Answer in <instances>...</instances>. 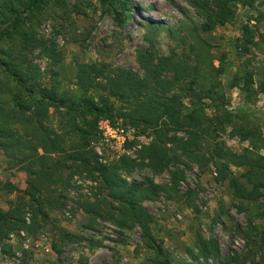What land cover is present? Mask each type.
Instances as JSON below:
<instances>
[{"label": "rangeland", "instance_id": "rangeland-1", "mask_svg": "<svg viewBox=\"0 0 264 264\" xmlns=\"http://www.w3.org/2000/svg\"><path fill=\"white\" fill-rule=\"evenodd\" d=\"M229 4L234 10V19L204 33L199 29L204 20L195 13L189 0H49L36 17L21 27L19 34L0 43V60L6 59L4 55L10 51L26 83L34 84L39 90L53 89L58 99L79 97L76 74L82 65L106 63L112 70L129 68L143 75L137 52L145 49L155 55H171L195 67L197 89L207 88L214 81L224 86L229 75L243 78L245 73H251L255 91L264 80V0H256L251 6L244 4V0H229ZM125 7L130 20L121 25ZM244 25L251 27L254 36L248 48L243 45ZM29 32L41 47L33 48L26 43ZM52 44L55 53L47 54ZM222 65L230 69L218 76L215 71ZM8 74L12 72L4 73L0 69V104L6 109L12 106V97L17 91L16 83ZM96 83L102 85L104 81L98 79ZM101 89L100 86L97 91H91L87 97L96 100V92L102 93ZM225 100L226 109L231 113L248 109L260 115L264 135V94L259 93L248 101L240 88L233 87L225 90ZM113 102L117 115L124 112L125 106L119 100L113 99ZM203 103L205 114L212 116L211 102ZM190 106L189 98H185L183 111ZM85 119L90 121V117H80L76 122L84 127ZM46 125L65 139L66 151L59 156H66L77 148V135L70 132L66 118L54 107L49 109ZM229 131L227 128L221 135L227 147L240 152L248 146L247 142L230 137ZM96 133L89 149L99 166H109L126 157L141 163L129 173H122L128 182L148 177L157 185L170 187L169 171L156 175L146 160L140 161V150L152 140L149 131L142 132L141 126L119 117L115 121L100 118ZM261 153L264 155V149ZM71 165L72 169L65 171L69 186L59 190L62 205L48 211L49 221L35 234L24 231L37 248L23 250L20 240L10 237L18 232L14 231L0 242L1 254L14 256L22 251L18 264H184L191 262L188 250L199 253L197 238L200 236L216 244L220 261L237 257L239 264H264V246L259 243V233L264 231V194L256 203L235 199L228 183L218 180L211 164L201 168L194 160L182 156L178 168L184 176L178 186L167 193L161 192L156 201L143 203L154 217L152 234L161 244L162 258L146 247L137 226L123 230L103 219H96L91 228L86 226L89 218L77 208V203L100 198L101 179L96 172L92 175L76 163ZM172 169L170 166L169 170ZM231 170L235 175L243 172L242 168ZM0 179L15 188L11 193L0 194L1 209L8 210L10 203L20 197L27 199L26 174L1 152ZM25 213L26 221L30 222L32 211L27 208ZM58 228L71 237L63 238ZM214 260L199 256L198 262L214 264Z\"/></svg>", "mask_w": 264, "mask_h": 264}, {"label": "trees", "instance_id": "trees-1", "mask_svg": "<svg viewBox=\"0 0 264 264\" xmlns=\"http://www.w3.org/2000/svg\"><path fill=\"white\" fill-rule=\"evenodd\" d=\"M48 1L0 0V43L10 41L19 34L21 27L36 17ZM255 1L244 0V4L251 6ZM189 4L204 20L199 27L201 32L208 33L214 27L234 19L229 0H189ZM126 11L127 7L122 12L125 16L120 19L121 25L130 20ZM242 32L243 45L248 48L253 44L252 29L244 25ZM25 39L33 48L41 47L34 34L27 33ZM51 53H55L54 44L47 51V54ZM11 56L12 53L7 51L4 55L6 59L0 60V69L4 73L12 72V75H8L16 83L17 89L9 109L0 104V152L26 174L27 199L18 198L15 203H10L8 210L0 208V242H4L14 231L35 234L49 221L48 211L62 205L59 190L68 188L65 171L71 170L73 163L89 170L92 175L98 173L101 179L99 190L102 196L77 203V208L89 218L86 226L91 228L96 219L110 221L123 230L137 226L146 247L161 258L163 249L152 234L154 217L143 203L156 201L161 192L167 193L178 186L184 176L183 170L178 168L182 156L194 160L201 168L209 164L214 166L218 180L228 183L235 199L256 203L263 197L264 155L261 152L264 149V135L259 124V120L263 119L248 109L238 113L228 111L225 90L238 87L250 101L257 94H264V80L255 91L252 89L251 73H245L241 79L229 75L224 86L214 81L207 88L197 89L195 67L171 55H155L145 49L137 52L143 75L129 68L112 70L106 63L82 65L76 74L79 97L58 99L53 89L39 90L34 84L28 85L18 73L20 65ZM229 69L222 65L215 72L219 76ZM98 79L104 84L96 83ZM100 86L102 93L96 92V100L87 97ZM185 98H189L191 104L186 112L183 111ZM113 99L125 106L122 108L124 112L117 115L118 109ZM205 100L211 102L209 107L214 110L210 117L205 114ZM52 107L63 114L70 132L76 134L79 141L77 148L66 156H59L66 151L65 139L50 131L46 125ZM80 117H90V121L85 119L86 125L80 127L76 122ZM119 117L124 122L141 126L142 132L151 133L149 145L139 152L140 161L143 163L146 160L156 175L169 171L170 187L157 185L148 177L128 182L122 173H129L141 163L126 157L109 166L98 165L89 149L90 142L97 137L96 123L100 118L115 121ZM227 128H230V137L247 142L248 146L240 152L227 147L221 139ZM168 144L172 148H168ZM170 166L174 169L169 170ZM232 167L242 168L243 172L235 175ZM14 190L12 183L0 179V194ZM27 208L32 211L30 222L25 219ZM58 231L63 238L71 237L60 228ZM259 237V243L264 246V231L259 233ZM197 248V254L187 251L191 262L184 264H202L198 262L199 256L206 260L209 257L216 259L214 264L240 263L237 257L218 260L216 244L200 236L197 238ZM55 251L60 253L57 248Z\"/></svg>", "mask_w": 264, "mask_h": 264}, {"label": "built area", "instance_id": "built-area-1", "mask_svg": "<svg viewBox=\"0 0 264 264\" xmlns=\"http://www.w3.org/2000/svg\"><path fill=\"white\" fill-rule=\"evenodd\" d=\"M179 218V216H177ZM11 238L17 237L20 240V245L23 250H34L37 248V245H33L30 239L27 238L24 231H18L14 235L10 236ZM23 256V252H17L16 255H3L0 253V264H18Z\"/></svg>", "mask_w": 264, "mask_h": 264}]
</instances>
